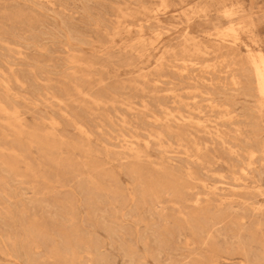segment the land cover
Instances as JSON below:
<instances>
[{
  "label": "rangeland",
  "instance_id": "374dc122",
  "mask_svg": "<svg viewBox=\"0 0 264 264\" xmlns=\"http://www.w3.org/2000/svg\"><path fill=\"white\" fill-rule=\"evenodd\" d=\"M259 53L264 0H0V264H264Z\"/></svg>",
  "mask_w": 264,
  "mask_h": 264
},
{
  "label": "bare ground",
  "instance_id": "6f19581e",
  "mask_svg": "<svg viewBox=\"0 0 264 264\" xmlns=\"http://www.w3.org/2000/svg\"><path fill=\"white\" fill-rule=\"evenodd\" d=\"M199 49V48H198ZM171 52V51H170ZM164 56V55H163ZM225 60V59H223ZM67 61V60H66ZM179 63V62H178ZM182 63V62H181ZM190 63V62H189ZM184 64V62H183ZM206 64V63H205ZM251 65L253 72L256 76L257 81V91L260 95L264 97V57L260 53L257 57L251 59ZM207 68V67H206ZM158 69V68H157ZM174 70V69H173ZM206 70V69H205ZM226 70V69H225ZM227 71V70H226ZM229 71V70H228ZM202 72V71H201ZM204 73V72H203ZM205 75V74H204ZM224 75V74H223ZM229 81V80H228ZM214 83V82H213ZM229 87V86H228ZM96 88V87H95ZM195 93V92H193ZM172 94V93H171ZM174 94V93H173ZM175 96V95H174ZM28 97V96H27ZM179 100V99H178ZM63 103V102H62ZM95 104V103H94ZM211 109V108H210ZM129 110V109H128ZM198 112V111H197ZM225 113V112H224ZM198 114V113H197ZM165 118V116H164ZM157 119V118H156ZM167 122V121H166ZM194 122V121H193ZM123 136V135H122ZM153 139V138H152ZM192 139V137H191ZM147 144V143H146ZM120 145V144H119ZM126 148V147H125ZM167 155V154H166ZM155 210V209H154ZM158 210V209H157ZM216 264V263H215Z\"/></svg>",
  "mask_w": 264,
  "mask_h": 264
}]
</instances>
